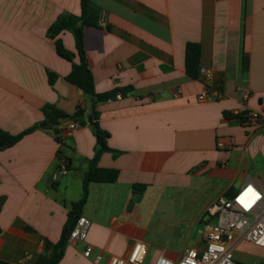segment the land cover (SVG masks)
Segmentation results:
<instances>
[{
	"label": "crops",
	"instance_id": "obj_1",
	"mask_svg": "<svg viewBox=\"0 0 264 264\" xmlns=\"http://www.w3.org/2000/svg\"><path fill=\"white\" fill-rule=\"evenodd\" d=\"M91 1L101 10L99 27H85L83 39L95 90L132 91L97 105L112 149L97 166L119 177L89 185L87 241L69 240L59 264H96L83 256L88 245L108 264L138 241L148 246L145 264L160 254L178 262L187 249H204L208 208L219 198L246 184L264 195V123L235 117L264 111V0ZM81 13L80 0H0L1 130L19 135L37 126L47 104L69 116L82 108L87 120L91 99L66 80L72 64L56 50L60 40L77 54L74 35H47L58 18ZM188 43L202 46L200 67L211 70L218 99L198 101L206 86L187 75ZM56 137L37 127L0 151L1 263L51 257L82 198L96 137L88 122L74 121L63 125L62 146ZM63 162L67 174L57 176ZM134 186L146 187L141 197ZM238 255L264 260V250L247 243Z\"/></svg>",
	"mask_w": 264,
	"mask_h": 264
},
{
	"label": "trees",
	"instance_id": "obj_2",
	"mask_svg": "<svg viewBox=\"0 0 264 264\" xmlns=\"http://www.w3.org/2000/svg\"><path fill=\"white\" fill-rule=\"evenodd\" d=\"M80 3L82 8L80 16L58 18L48 29L47 35L51 39H56L63 31H70L74 35L77 54L67 50L60 40L56 41V50L60 57L72 64V70L66 80L81 89L91 99V106L87 120L85 119L86 110L82 108H79L75 114L69 116L56 106L47 104L43 108L44 119L37 126L30 128L19 135H12L0 129V151L15 146L25 135L34 131L37 127L54 129L57 134L56 140L62 146L63 141L62 137H60V133L63 131V125L71 121L82 122L84 124L88 122V125L96 137V154L84 179L82 198L74 203L71 212L68 214V220L62 238L60 242L55 245L52 256L39 259L37 264H59L60 260L63 258L71 233L79 218L82 217V211L88 201L89 185L91 183H115L119 177V172L117 170L103 169L97 166V162L101 155L105 152L112 151V149L108 144L110 134L100 127L98 123L99 114L96 108L99 103L115 99L117 94H122L123 96L128 95L132 91V88L116 89L102 94L96 92L93 74L88 67L83 39V29L85 27H99L101 10L91 0H80ZM76 57L79 58V62H75ZM201 60L202 46L198 43H188L186 46V72L190 78L196 80L200 78ZM49 80L50 84L53 85L57 80V76L49 73ZM227 116L230 115L227 114ZM235 117L242 121L244 119L243 115H237ZM63 154V151L60 149L58 151V157L60 160L65 161L66 159L63 157ZM66 166L69 168L68 162H66ZM133 189L135 195L141 197L146 187L134 186ZM230 196L231 194L227 195V197ZM0 264L4 263L0 262Z\"/></svg>",
	"mask_w": 264,
	"mask_h": 264
},
{
	"label": "built area",
	"instance_id": "obj_3",
	"mask_svg": "<svg viewBox=\"0 0 264 264\" xmlns=\"http://www.w3.org/2000/svg\"><path fill=\"white\" fill-rule=\"evenodd\" d=\"M200 79L206 89L198 96L199 102H210L218 99L220 93L209 89L212 85V72L202 68ZM246 93V97H248ZM117 98H121L117 96ZM246 126H258L264 123V111H248L243 119ZM73 125L71 129H73ZM219 147L223 143L219 142ZM67 174V166L60 164L57 176ZM213 221L206 233V244L203 250L189 248L183 257L174 262L160 254L154 264H240L235 257V251L243 244H251L264 250V195L253 184H246L230 197H221L216 204L208 208ZM90 221L80 217L70 236V242H86ZM148 246L145 242H135L129 252L122 257L112 256L108 264H145L148 257ZM83 256L100 264L104 257L95 253L90 245L86 247ZM258 264H264V260Z\"/></svg>",
	"mask_w": 264,
	"mask_h": 264
},
{
	"label": "rangeland",
	"instance_id": "obj_4",
	"mask_svg": "<svg viewBox=\"0 0 264 264\" xmlns=\"http://www.w3.org/2000/svg\"><path fill=\"white\" fill-rule=\"evenodd\" d=\"M208 225H211V223L208 224ZM208 227H210V226H208ZM237 259H238V262L241 263V264H251V263H253V258L252 257H244V256H241V255H238Z\"/></svg>",
	"mask_w": 264,
	"mask_h": 264
},
{
	"label": "water",
	"instance_id": "obj_5",
	"mask_svg": "<svg viewBox=\"0 0 264 264\" xmlns=\"http://www.w3.org/2000/svg\"><path fill=\"white\" fill-rule=\"evenodd\" d=\"M75 124H77V122H74Z\"/></svg>",
	"mask_w": 264,
	"mask_h": 264
}]
</instances>
